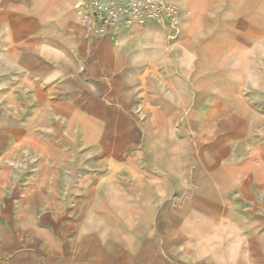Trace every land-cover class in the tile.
<instances>
[{"label":"crops","instance_id":"obj_1","mask_svg":"<svg viewBox=\"0 0 264 264\" xmlns=\"http://www.w3.org/2000/svg\"><path fill=\"white\" fill-rule=\"evenodd\" d=\"M3 24L9 35L4 32L0 41L13 42L23 81L0 82V264H264V211L249 225L246 209L248 170H263L248 161L252 151L242 145L254 132L248 117L232 124L230 113L216 120L205 115L201 129L197 123L192 133L181 131L176 141L189 144L192 161L169 158L165 171L172 179L161 182L154 215L147 211L137 225L134 190L71 195L51 190L56 169H66L56 167V155L71 154L73 137L111 163L136 145V85L130 73L123 75L135 58L121 49L133 42L131 36L123 34L118 45L91 26L27 23L21 17H1ZM177 83L184 90L183 80ZM196 85L209 90L210 83ZM159 89L156 103L166 106ZM183 94L175 104H184ZM195 96L190 104L200 105L211 94ZM157 120L168 116L160 112ZM123 139L131 144L119 152ZM45 152L51 178L41 188L30 174L29 158ZM236 153L245 160L232 161ZM120 201L128 203L126 210L119 209Z\"/></svg>","mask_w":264,"mask_h":264},{"label":"rangeland","instance_id":"obj_2","mask_svg":"<svg viewBox=\"0 0 264 264\" xmlns=\"http://www.w3.org/2000/svg\"><path fill=\"white\" fill-rule=\"evenodd\" d=\"M81 1L0 0V18L21 17L27 23L35 19L43 24H66L67 28L76 24L90 26L83 10L77 7ZM178 1L181 7L178 26H146L123 32L124 35L128 33L133 42L126 43L128 47L121 46V49H127L135 58V63L123 75L125 78L130 73L129 78L136 85L139 129L136 145L129 154L111 163L106 155L85 151L79 136L73 137L71 154L66 159H58L59 155H56V167L66 169H56L53 175L56 184L51 190L60 195L122 194L134 190L137 195L136 223L139 225L147 211L154 215L158 208L161 182L172 179L165 171L169 158L176 157L175 161L181 164L192 161L189 144L181 146L176 141L177 135H182L181 131L192 133L197 123L201 129L205 115L216 120L217 115L230 113L227 117L232 124L235 120L248 119L254 123L253 136L242 144L252 151L248 161L263 166V170H248L246 209L248 224L254 225L256 215L264 211V152L259 150L263 148L264 151V0ZM9 28L0 25V37L4 32L9 35ZM12 46L8 37L0 41V82L9 84L23 81ZM176 68L183 69V74L176 72ZM180 79L184 90L177 83ZM197 80L208 81L209 90L195 89ZM160 87L162 97L163 93L167 96L166 106L156 103ZM182 92L184 104H175L180 101ZM201 92L211 96L200 99L203 104H190L192 100L197 101L195 94ZM224 107L226 111H223ZM160 112L167 114L168 121L157 120ZM242 112L247 114H244L246 117H242ZM78 126L79 122L73 123V130H78ZM129 144L127 139L119 141L118 151H125ZM35 156L29 158L33 163L30 174L38 178L43 188L51 178L47 171L48 153ZM245 156L236 153L231 160L239 162L245 160ZM38 158L40 164L36 169ZM116 204L120 205V210H126L128 203L120 201ZM230 204L236 205L235 202ZM155 238L152 233L153 244Z\"/></svg>","mask_w":264,"mask_h":264},{"label":"built area","instance_id":"obj_3","mask_svg":"<svg viewBox=\"0 0 264 264\" xmlns=\"http://www.w3.org/2000/svg\"><path fill=\"white\" fill-rule=\"evenodd\" d=\"M77 7L83 10L94 33L112 35L118 45L126 30L150 24L158 27L180 24L178 0H82Z\"/></svg>","mask_w":264,"mask_h":264},{"label":"bare ground","instance_id":"obj_4","mask_svg":"<svg viewBox=\"0 0 264 264\" xmlns=\"http://www.w3.org/2000/svg\"><path fill=\"white\" fill-rule=\"evenodd\" d=\"M122 43H123V40H122Z\"/></svg>","mask_w":264,"mask_h":264}]
</instances>
